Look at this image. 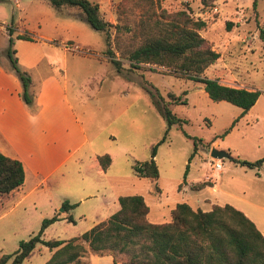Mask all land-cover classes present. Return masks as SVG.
<instances>
[{
	"label": "rangeland",
	"instance_id": "rangeland-1",
	"mask_svg": "<svg viewBox=\"0 0 264 264\" xmlns=\"http://www.w3.org/2000/svg\"><path fill=\"white\" fill-rule=\"evenodd\" d=\"M92 1L97 2L100 16L110 23V47L121 64L119 70L103 52L106 46L103 31L78 18L77 8L57 10L45 0H0L1 61L9 64L5 56V26L10 23L13 34L25 31L33 37L29 40L13 36L16 59L32 51L58 60V69L54 71L64 84L92 147L109 150L113 155L109 171L119 176L115 187L119 193L142 195L150 207L151 218L158 215L156 221L168 219L167 213L155 209L160 201L164 204L186 201L193 205L195 198L201 197L206 200L198 202L200 208L208 209V202L229 203L246 212L264 230V163L258 168L247 167L230 158H213L208 154L213 146L248 160L264 155V46L257 36V28L264 21V0H255L254 5L253 0H214L210 6H203L200 0H159L167 10L187 6L193 17L204 20L200 34L218 52V57L203 70V75L260 91L243 114L239 106L229 101L209 98L199 81L175 76L163 66L129 65L120 51L126 35L115 36L117 20L113 5L117 0ZM26 41L35 45L30 47ZM37 72L36 68L32 75ZM161 105H166L181 121L171 123L156 146L153 158L157 177H137L131 161L148 158L151 146L166 128ZM215 161L220 168L212 165ZM185 167L188 173L185 178L189 181H202L206 175L215 188L189 189L182 181ZM27 201L14 210H23ZM76 215L73 211L76 223L70 224L66 234L89 228L90 214ZM3 220L0 219V253H11L19 239L31 234L28 227L34 228V222L25 228L14 225L12 230L14 227L2 223ZM47 253V247L37 244L19 264H41Z\"/></svg>",
	"mask_w": 264,
	"mask_h": 264
},
{
	"label": "trees",
	"instance_id": "trees-1",
	"mask_svg": "<svg viewBox=\"0 0 264 264\" xmlns=\"http://www.w3.org/2000/svg\"><path fill=\"white\" fill-rule=\"evenodd\" d=\"M213 1L200 0V3L210 6ZM45 2L57 10L64 7L77 8L78 18L85 20L92 28L103 31L106 45L103 52L119 70L121 64L110 47V23L100 16L97 2ZM252 4H255V0ZM113 10L117 20L114 24L116 38L121 34L126 35V42L120 51L128 59L129 65L138 67L145 63L163 66L175 76L199 81L209 98L223 99L239 106L240 114L254 103L260 93L258 89L228 85L216 77L202 74L218 57V52L200 34V29L205 25L204 20L193 17L187 6L167 10L160 5L159 0H117ZM5 31V56L21 83L22 100L29 103L31 96L27 87L30 76L17 65L12 38L14 36L30 40L33 37L25 31L13 34L14 27L11 23L5 26ZM257 36L264 46V21L257 28ZM159 108L166 120V128L151 146L148 158L131 161V169L137 176L152 179L157 177L158 169L153 158L156 146L164 139L170 124L181 121L166 105ZM192 153L193 151L188 159ZM96 157L102 168L110 161L106 152ZM230 159L247 167L258 168L264 163V155L253 160L235 156ZM186 171L185 167L183 180ZM22 179L21 162L0 152V194L17 187ZM205 183L206 181L196 182L191 187L199 188ZM117 200L119 207L106 218L66 239H44L43 228L57 217L55 214L43 217L35 232L18 240L13 252L0 253V264H19L30 254L36 243L43 244L50 250L49 256L41 264H88V252L109 254L112 264L116 261L124 264H264V234L245 213L229 203H212L210 208L204 210L192 208L185 201H178L170 208L168 220L152 222L146 217L148 206L142 195L120 194ZM61 205L63 209H68L74 203L62 200ZM66 218L72 220L69 214Z\"/></svg>",
	"mask_w": 264,
	"mask_h": 264
},
{
	"label": "crops",
	"instance_id": "crops-1",
	"mask_svg": "<svg viewBox=\"0 0 264 264\" xmlns=\"http://www.w3.org/2000/svg\"><path fill=\"white\" fill-rule=\"evenodd\" d=\"M25 44L30 47L35 45L30 41H26ZM54 58L32 51L24 52L17 57L19 68L30 76L27 87L31 96L29 103H25L20 96L21 83L18 77L9 64L6 65L0 59V152L18 159L23 169L22 182L10 191L0 194V219L4 218L2 223L10 227L19 225L25 228L34 222V228L28 227L33 233L43 217L55 214L57 218L43 228L42 237L66 239L79 232L71 231L66 234L70 224L76 223L72 216L73 211L79 217L89 213L90 227L119 207L117 196L123 193H119L115 187L119 176L109 171V166L113 162L112 153L106 150L110 161L105 168L98 163L96 156L105 149L92 147L82 123L68 100L64 84L54 71L58 69V60ZM36 68L38 74L33 76L32 71ZM63 76L62 70L60 77ZM187 175L186 171L185 176ZM183 181L193 190L206 188L210 191L215 188L213 184L210 185V178L206 175L202 178L206 183L199 188H192L191 185L196 182H191L185 177ZM156 193L157 197H160L159 188L156 189ZM26 199L28 201L23 210H14L15 206ZM62 200L74 205L63 209ZM200 200L206 199L195 198V205L187 203L192 208H200L198 205ZM212 203L208 202L210 206ZM146 204L147 219L161 222L155 220L158 215L150 217L151 210L148 203ZM174 204H164L160 201L155 205V209L161 214L167 213L169 219V211ZM68 214L72 220L66 218ZM245 215L250 217L247 213ZM252 221L264 234V230L259 229L254 219ZM14 229L15 227L12 230ZM37 244L40 243H36L30 254L36 249ZM49 254L48 249L44 260ZM87 259L88 264H112L111 256L106 253L88 252ZM115 264L124 263L116 261Z\"/></svg>",
	"mask_w": 264,
	"mask_h": 264
},
{
	"label": "water",
	"instance_id": "water-1",
	"mask_svg": "<svg viewBox=\"0 0 264 264\" xmlns=\"http://www.w3.org/2000/svg\"><path fill=\"white\" fill-rule=\"evenodd\" d=\"M209 156L213 158L227 157L231 158V155L224 149H219L211 146L208 151Z\"/></svg>",
	"mask_w": 264,
	"mask_h": 264
},
{
	"label": "built area",
	"instance_id": "built-area-1",
	"mask_svg": "<svg viewBox=\"0 0 264 264\" xmlns=\"http://www.w3.org/2000/svg\"><path fill=\"white\" fill-rule=\"evenodd\" d=\"M212 165L215 167V168H220V163L218 161H215L212 163Z\"/></svg>",
	"mask_w": 264,
	"mask_h": 264
}]
</instances>
